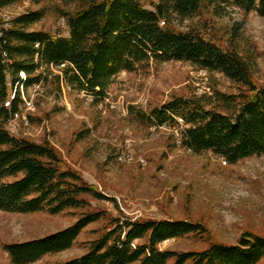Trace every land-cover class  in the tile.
<instances>
[{
    "label": "trees",
    "instance_id": "1",
    "mask_svg": "<svg viewBox=\"0 0 264 264\" xmlns=\"http://www.w3.org/2000/svg\"><path fill=\"white\" fill-rule=\"evenodd\" d=\"M13 1L0 0V9ZM67 2L74 7L59 13L66 20L68 36L37 28L47 15L44 5L13 17L7 26L0 21V210L80 211L70 226L5 244L11 263L31 264L68 250L89 225L98 223L85 253L54 264H264V236L252 232L243 233L237 244L212 243L203 250L180 252L161 249L166 240L202 235L207 229L188 220H123L93 208L91 200L115 199L85 181L49 141L15 136L7 128L34 85L66 82L99 101L120 72L145 70L151 63L186 62L223 75L238 92L214 87L213 95H174L146 112L131 105L130 117L151 127L173 124L180 116L188 125L182 146L198 155L211 151L229 164L264 155V85L253 79L255 59L242 53L237 29L233 41L222 45L201 25L204 15L222 17L233 6L264 16V0H158L153 9L142 0ZM194 18L199 24L179 28Z\"/></svg>",
    "mask_w": 264,
    "mask_h": 264
},
{
    "label": "rangeland",
    "instance_id": "2",
    "mask_svg": "<svg viewBox=\"0 0 264 264\" xmlns=\"http://www.w3.org/2000/svg\"><path fill=\"white\" fill-rule=\"evenodd\" d=\"M37 1H13L0 9V21L8 24L13 17L44 5L47 15L37 28L68 35L66 20L59 12L74 5L67 0ZM157 1L142 0L149 9ZM202 18L201 25L206 26L202 31L213 34L222 45L231 43L232 33L239 31L242 53L255 59L253 79L264 85V16L233 6L222 17L206 14ZM196 23L198 18L187 19L179 28ZM214 87L224 93L238 92L237 85L223 75L176 61L120 72L99 101L66 82L60 86L43 82L25 92L24 100L29 99L33 108L24 111L27 119L18 118L7 128L15 136L38 143L49 141L85 181L115 199L91 200L93 208L107 210L123 220H188L207 229L202 235L166 240L160 244L161 249L180 252L203 250L212 243L237 244L245 232L264 236V155L236 164L211 151L198 155L182 146L177 132L148 127L129 115L131 105L146 112L174 95H213ZM85 131L86 137L78 136ZM79 214L74 209L58 214L0 210V264H12L5 244L63 229ZM99 227L98 223L89 225L70 249L31 264H54L85 253Z\"/></svg>",
    "mask_w": 264,
    "mask_h": 264
},
{
    "label": "built area",
    "instance_id": "3",
    "mask_svg": "<svg viewBox=\"0 0 264 264\" xmlns=\"http://www.w3.org/2000/svg\"><path fill=\"white\" fill-rule=\"evenodd\" d=\"M10 84L11 83H8V85H10ZM38 86L39 85H34L32 88H35V87H38ZM84 93L88 97H92L88 93H86V92H84ZM28 109H33L32 108V104H31V101L29 99L28 100H23V102L21 103V106H20V111L17 112V113H15V115L13 116V118L10 119L9 125H12L13 122H15L18 118H23L24 120H26L27 118H26V116L24 114V111H26ZM174 119H175V121H174L173 124H165L163 126H157V125H155V127L157 126V127H167V128H170L174 133L177 132V134L180 135V139H182L183 133H184L185 129L188 127V125L186 124L185 120L182 119L180 116H175ZM126 157L128 159H131V160L133 158L131 155H126Z\"/></svg>",
    "mask_w": 264,
    "mask_h": 264
},
{
    "label": "bare ground",
    "instance_id": "4",
    "mask_svg": "<svg viewBox=\"0 0 264 264\" xmlns=\"http://www.w3.org/2000/svg\"><path fill=\"white\" fill-rule=\"evenodd\" d=\"M6 26H7V24H5ZM12 96V95H11ZM25 98V97H24ZM24 100V99H23ZM10 103H11V101L10 100H8L6 103H5V105L7 106V107H9L10 106ZM183 119V118H182Z\"/></svg>",
    "mask_w": 264,
    "mask_h": 264
},
{
    "label": "crops",
    "instance_id": "5",
    "mask_svg": "<svg viewBox=\"0 0 264 264\" xmlns=\"http://www.w3.org/2000/svg\"><path fill=\"white\" fill-rule=\"evenodd\" d=\"M69 35V34H68ZM68 35H66V36H68Z\"/></svg>",
    "mask_w": 264,
    "mask_h": 264
}]
</instances>
